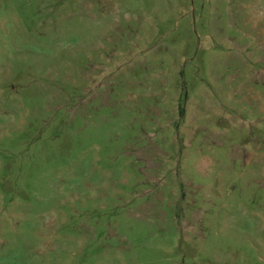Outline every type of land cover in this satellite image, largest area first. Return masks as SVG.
<instances>
[{
    "label": "rangeland",
    "instance_id": "rangeland-1",
    "mask_svg": "<svg viewBox=\"0 0 264 264\" xmlns=\"http://www.w3.org/2000/svg\"><path fill=\"white\" fill-rule=\"evenodd\" d=\"M0 264H264V0H0Z\"/></svg>",
    "mask_w": 264,
    "mask_h": 264
}]
</instances>
